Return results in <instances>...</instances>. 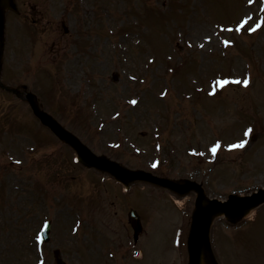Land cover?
Segmentation results:
<instances>
[{
	"label": "rangeland",
	"instance_id": "374dc122",
	"mask_svg": "<svg viewBox=\"0 0 264 264\" xmlns=\"http://www.w3.org/2000/svg\"><path fill=\"white\" fill-rule=\"evenodd\" d=\"M15 1L19 12L5 11L2 81L14 88L27 81L55 118L62 117L64 128L89 137L82 136L93 151L180 182L197 178L203 205L208 198L264 187V121H254L249 143L241 134L254 117L264 119V23L241 40L257 53L251 56L255 69L248 89L229 85L223 95L198 94L187 101L196 86L185 76L191 71L196 83L224 70L219 64L239 75L243 58L251 60L249 48L239 56L244 47H229L230 32L219 27L236 20L246 21V28L256 19L264 22V0H243L246 6H238L237 15L228 0ZM172 84L182 87L180 95ZM0 102V264H28L31 239L46 218L52 220L50 243L39 251L44 248L47 264H187L194 191L177 193L144 181L126 190L108 173L83 172L72 164L74 153L55 144L21 100L0 90ZM218 137L223 140L212 152L209 145ZM235 139H242L236 145L246 143L226 146ZM158 140L166 151L151 148ZM68 200L78 214L73 205L64 207ZM129 206L143 226L136 243ZM263 218L264 205L258 210V220ZM246 223L225 236L232 233L223 216L213 217L210 245L217 263L263 261L264 235L253 242L241 232Z\"/></svg>",
	"mask_w": 264,
	"mask_h": 264
},
{
	"label": "water",
	"instance_id": "95a60500",
	"mask_svg": "<svg viewBox=\"0 0 264 264\" xmlns=\"http://www.w3.org/2000/svg\"><path fill=\"white\" fill-rule=\"evenodd\" d=\"M0 26H2V15L0 13ZM27 100L30 102L34 112L36 115H38L46 124H48L59 136H61L64 140L68 141L79 153L81 160L84 163L87 164H96L101 168H104L118 176H121L122 178H141V179H147L154 182H159L163 185L169 186L172 189L178 190V191H186L189 188L193 187L196 188L199 195L196 199V206L198 208L197 215L194 219L190 239H189V253H190V264H198L199 260V253L202 248H206L209 246L208 241V229L210 225V217L213 212L221 211L225 213H230L231 211H237L242 210L245 208L250 207L254 201L257 199V196L254 195L249 198H232L229 197L228 201L225 203H219L216 200L210 201L209 206L204 208L200 205V194L201 189L194 185H176L172 182L162 180L160 178L153 177L151 175H147L145 173L137 172V173H128L116 165H113L112 163H109L105 160L101 159H95L91 157L86 150L78 144L75 140H73L71 137H69L68 134L64 133L62 130L59 129V127L55 124V122L45 114L38 111L36 104L34 103L33 96L30 94H26ZM261 196H264V194H261ZM131 220L134 223V226L136 228V231L140 230V224L137 215L131 211L130 213Z\"/></svg>",
	"mask_w": 264,
	"mask_h": 264
},
{
	"label": "snow or ice",
	"instance_id": "6c2138e0",
	"mask_svg": "<svg viewBox=\"0 0 264 264\" xmlns=\"http://www.w3.org/2000/svg\"><path fill=\"white\" fill-rule=\"evenodd\" d=\"M243 23H246V21H243V22H241V27L243 26ZM262 23H264V22H262ZM257 27H259V25H257ZM250 30H252V31H254L255 29H250ZM227 43V42H226ZM237 83H241V81H236ZM246 86L249 84V80L248 79H245L244 81H242ZM219 83L220 84H226V83H228V81H219ZM163 94V93H162ZM132 103L133 104H135V103H137V101H135V100H133L132 101ZM251 131V129H249V132ZM244 143H246V142H241L240 143V145H229V147H237V146H240V147H243V145H244ZM217 147H218V145H214L213 147H212V152H216V150H217Z\"/></svg>",
	"mask_w": 264,
	"mask_h": 264
},
{
	"label": "bare ground",
	"instance_id": "6f19581e",
	"mask_svg": "<svg viewBox=\"0 0 264 264\" xmlns=\"http://www.w3.org/2000/svg\"><path fill=\"white\" fill-rule=\"evenodd\" d=\"M3 6V4H2ZM199 264H210L206 255H205V252H203V250L201 251V255H200V259H199Z\"/></svg>",
	"mask_w": 264,
	"mask_h": 264
}]
</instances>
